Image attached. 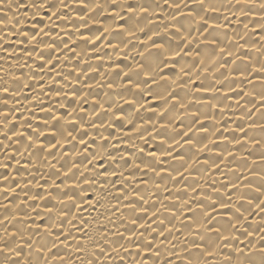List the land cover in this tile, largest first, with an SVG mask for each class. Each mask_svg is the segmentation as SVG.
Returning a JSON list of instances; mask_svg holds the SVG:
<instances>
[{
  "label": "bare ground",
  "instance_id": "obj_1",
  "mask_svg": "<svg viewBox=\"0 0 264 264\" xmlns=\"http://www.w3.org/2000/svg\"><path fill=\"white\" fill-rule=\"evenodd\" d=\"M172 2L173 0H169V3H163L162 0H128V6L133 10L147 8L149 13L155 14L148 17L153 20L150 27L152 31H159L161 34L153 36L150 44L177 43L174 35L170 37L164 33V28L168 27L170 31H174L173 21L167 13H178L176 23L184 25L188 29V35L194 38L191 44L183 39L179 44L185 50L196 47L198 51L203 49H207L208 52L214 51L215 56L205 54L196 60L199 76L181 74L176 62L163 68L161 75L168 77V81H176L175 84L169 85L173 95L169 97L167 105L157 95V92L161 91L160 84L164 82L158 81L153 84L151 79H148L146 88L136 90L127 86L137 82L138 79H143V76L136 71H130L128 75L122 71V69H131L133 64L141 60V57H134L132 53L145 47L140 42L149 34L147 31L138 33V39L133 40L125 50L127 54L117 50L112 60L108 59L113 49L105 45L118 42L121 35L119 29L127 26L128 14L122 13L124 18L116 20L115 30L108 35L107 40L101 37L100 40L89 42L86 58H81L76 42L64 33H71L73 24L80 26L79 33L75 35L83 43L97 31L100 26L88 19L87 5L79 3V0L75 2L68 0V7L60 9L55 15L53 10L48 8L36 14L31 0H16L13 6L7 9L0 5V64H10L14 69L18 61L21 65H27L26 68L22 66L16 69V76L12 82L20 83L23 80L20 72L28 70L37 77H43L47 73L50 78L30 80L31 83L36 84L35 89L22 85L23 91L15 98L20 101L23 96H27L28 99L24 100L23 104L10 103L12 97L9 93L0 92V97L5 98L0 100V108L19 109L14 115L4 112L8 117V127L14 128L15 132L0 135V163L5 165L0 167V185L7 184L10 179L14 189L12 192L6 190L0 192V205H9L7 209L0 207V219H3L4 225L23 224L33 233L58 232L61 233L60 240L67 238L68 246L58 243L60 256L49 260L48 264H79L76 258L83 256V252L74 249L71 245L79 246L87 243L84 234L88 232L89 227L99 229L96 233L98 238L107 235L110 241H120L115 250L108 245H105L108 248L107 252H101L100 248L90 249V254L100 252L99 257H93L96 264H113V257L116 258L115 264H126L125 257L129 262L135 261V264H140L141 261L143 264H153V261L166 264L167 260H172L173 264H190L196 253H200L202 258L210 261L211 264H216V259L227 264L222 256H215L214 245L213 251L203 248L193 249L190 246H187V252L175 249L173 250L175 255L169 252L163 259L160 258L159 250L171 249L172 244L177 243L178 239L196 240L204 244L208 238L218 235L208 232L207 229L220 228L245 209L247 214L242 217L244 222L242 231L264 223L262 220L264 195H261L256 187L258 183L264 184V181L250 175L253 169L264 170V160L260 159L264 155V148L259 145L253 146L245 139L246 134L261 131L249 127L253 121L264 122V100L250 94L254 92V86L264 88V79H262L264 71L255 63L258 60L260 64H264V55H261L264 51V28L249 26L251 29L249 34L237 41L229 30L228 21L220 16L218 26L209 30L219 34L222 40L209 43L204 41V36H197L198 32L207 35L204 30L209 26L202 22H192V16L199 17L203 14V6L194 0H175L179 7H169ZM115 8V4L111 5L110 13ZM101 19L104 23H111L113 15L106 14ZM231 19L233 23L230 27L234 28L237 26L235 18ZM57 34L61 40H67V44L62 43L59 49L37 43L38 40H57ZM95 48L103 50L95 51ZM30 49L34 51H29ZM40 53H51L48 63L44 62ZM69 57H72L71 64L79 62L80 69L87 70V76L81 75L80 70L73 71ZM176 59L179 60V57ZM145 62L152 64L156 60L149 56L145 58ZM53 64L56 65L55 68L52 67ZM38 65L42 68L38 69ZM89 65L96 66L97 71L92 72ZM203 65H208L212 70H206ZM61 67L85 82V86L82 88L80 83L64 80V83L70 84L74 91L62 89L68 94L63 100L64 107L55 112V117H68L71 109L81 105L85 94L89 92L91 95L87 97V102L82 104L78 114L87 119L85 115L87 112L92 110L98 112L94 117L96 126L92 128L82 127L79 120L67 122L69 128L76 130L77 139L72 140L71 144H57L56 129L51 128L41 119L45 115L52 116L51 111H37L33 116L30 107L35 102L34 93H44L45 109L49 102L60 101L59 95H49V91L62 88L60 81L63 77L56 75ZM244 68H247V74L244 73ZM92 77L95 79L93 80ZM204 77H207V80ZM9 78L11 79V76ZM97 82H101L104 86L87 87L88 83ZM108 83H123L126 87L114 91L106 87ZM102 97H106L112 104L121 97L131 100V103L121 102L110 128L99 127L101 123L105 125L108 123L110 115L101 110L96 103ZM178 100H184L186 108H180L177 104ZM109 103L105 104V108ZM53 106L55 107V104ZM166 106L169 112L173 110V106L176 111L185 112L181 120L176 123L180 133L184 131L183 124L196 119L201 113H208L210 118L201 117L192 131L183 135V140L172 154L180 157V160H172L171 156H165L164 159L170 163L159 165L157 172L145 168L134 169L133 154L145 162L153 161L165 147L160 144V139H170L175 135L170 129L159 128V124L166 122L169 114L165 113L161 116L160 110ZM149 117H153V122L157 123L158 131L153 130L152 123H144ZM129 119L132 120L131 124L128 122ZM26 121L46 129L41 135L40 142L32 144L29 136L31 129L24 127ZM55 123L54 118L53 124ZM80 136H83L82 141L79 140ZM190 138L192 144H185L184 141ZM234 140H239L240 143H233ZM20 141L31 144V151L20 147ZM193 145L197 146L193 147ZM17 148L20 149L19 152L15 151ZM61 152L66 155L61 157L60 164H57L56 158L49 156V153L59 155ZM109 152L112 156L119 153L123 157L121 162L127 161L128 166L121 170L119 164L108 155ZM34 153H40V159L44 164L37 162ZM149 153H155L156 156ZM5 156L7 160L2 159ZM65 160L70 164L83 161L87 167H70V170L65 171L61 167ZM213 161L215 166H210ZM110 165H115L116 170L111 171ZM177 168L184 172L182 177L168 175V171ZM132 170L137 171L139 175L137 177L129 175ZM46 172H55L56 178H50L44 174ZM73 172L76 173L77 179L82 181L81 183L68 181L67 178ZM96 173H100L98 180L83 179L85 176H95ZM150 178L151 184L148 183ZM175 179H180L183 183H172ZM250 180L253 183H249ZM61 183L63 187L57 188L56 186ZM164 183H167L168 189L166 192H161ZM129 184H132L137 191L141 189L149 191L150 195L151 190H154L160 195V200L153 198L150 203L144 202L142 208L137 207V204L141 203L140 198L136 191L128 188ZM56 191H72L76 194L73 199L61 202L67 215L60 213L57 217L56 209L52 208V204H56L57 201L52 198L51 193ZM35 193H39L40 198H34ZM4 196L8 199L4 200L2 198ZM24 201L27 203L25 204ZM129 201H137V204L128 207ZM46 202H49L48 207L44 206ZM13 203L24 207L27 215L12 211ZM131 211L135 212L136 217L142 218L139 223H130L128 216L121 215L123 212ZM117 216H120L124 224V227H119V231H117L119 226L116 222ZM57 219L60 223H56ZM114 224L117 226H113ZM125 227L131 228L132 231L125 232ZM260 232L264 233V228H260ZM145 236L147 239L144 238ZM51 238L55 239L54 236ZM219 239L226 242L223 235L219 236ZM132 240L136 241L135 245L128 243ZM180 247L186 245L181 244ZM56 250L52 249V252ZM251 264H260V261L254 257Z\"/></svg>",
  "mask_w": 264,
  "mask_h": 264
},
{
  "label": "clouds",
  "instance_id": "obj_2",
  "mask_svg": "<svg viewBox=\"0 0 264 264\" xmlns=\"http://www.w3.org/2000/svg\"><path fill=\"white\" fill-rule=\"evenodd\" d=\"M16 0H0V5L3 8L7 9L13 6ZM75 2V0H73ZM163 3H169V0H162ZM194 2L199 3L203 6V14L199 17L192 16L191 13H188L189 16H192V22H202L203 24L208 25L209 27L206 28L204 33H197V36H204V41L209 43L215 40H222V37L219 34H214L209 29L214 26H218L219 17L222 16L225 21H228L229 30L233 33L234 39L239 41L243 39L245 36L249 34L251 30L249 26L257 27L260 26L264 28V0H194ZM79 3L87 5L89 9L88 19L92 20L93 23L99 25L100 27L97 29L96 32L92 33L87 39L81 43L79 37L75 35L79 33L80 26L73 24L72 32H65L64 35L67 36L69 39L74 40L76 42V48L79 52L81 58H86L87 48L89 42H95L100 40L103 37L104 40H107L109 34H111L115 29L114 25L116 24L117 19H123L122 13L128 14V24L125 27L119 29L120 37L116 44L108 43L105 46L110 47L113 49V53L108 57L109 60H112V57L117 54V50L120 53H125V50L128 49L129 45L133 43V40L138 39V33L148 32L149 34L146 38L141 41L145 47L142 50L133 52L132 55L141 57V60L137 61L135 64L132 65V68L129 70H123L125 75H128L130 71H136L143 76V79H138L137 82L131 83L127 87L134 88L136 90H141L147 87L146 81L151 79L153 84L159 82H164L160 84L161 91L157 92L164 101L165 104H168L169 97L173 95L171 90L169 89L170 84H175L176 81H168V77L161 75V72L164 67H167L170 63L176 62L179 72L181 74L186 75H193L196 76L200 75L199 69H197L196 60L205 54H209L215 56V52H208L207 49L197 50L196 47H190L187 50L183 46L179 44L180 40H185L187 43L191 44L193 41V37L188 35V29L184 27V25H179L176 23L178 13H167V16L171 18L173 21L172 29L174 31H170L168 27L164 28V33L172 37L175 36L177 43L173 44H157V43H149L152 41L153 36H158L161 33L159 31H152L150 25L153 23V20L149 19V16H154V13H149L147 8H140L133 10L131 7L128 6V0H79ZM31 4L34 8L36 14H39L45 8L53 10V14L55 15L57 12L60 11L62 8L68 7V0H31ZM115 4L116 8L113 9L110 13L111 5ZM179 7L178 4L175 3V0L169 7ZM187 7V4H185ZM62 15H67V13H60ZM79 14V13H78ZM111 14L113 15V20L111 23H104L101 19L103 15ZM147 14V15H145ZM216 14H219L216 15ZM235 18L236 27H230L233 23L231 18ZM86 26V25H85ZM102 29V31H100ZM57 40H38V44H42L45 47L51 48L55 46V48L59 49L61 44H67V40H61L59 38V34H57ZM247 43V41L245 42ZM219 46V45H218ZM243 46V45H241ZM95 51H102V48H95ZM34 51V50H29ZM223 51V49H221ZM155 53V55H153ZM127 54V53H125ZM43 57L44 62L48 63L49 58L51 57V53L44 54L40 53ZM261 55H264V51L261 52ZM152 56L155 58L156 62L152 64H148L145 62V58ZM179 57V60L176 58ZM190 58V59H189ZM70 62V66L73 68V71L80 70L81 75L87 76V70H81L79 62L75 64H71L72 57L68 58ZM255 63L260 67L262 71H264V64H260L259 61H255ZM27 67V65H21L18 61L16 63L15 69L10 64H0V92H8L12 99L9 101L10 103H17L20 102L23 104L24 100H27V96H23L20 101L16 100V96L23 91L22 85H27L29 89H35L36 84L31 83L30 80L35 81L38 79H50L47 76V73L43 77H37L31 70L26 72H20V75L23 77V80L20 83H13L12 81L15 79L16 76V69L21 67ZM53 68L56 67L55 64L52 65ZM203 67L211 71L212 69L208 65H203ZM38 69H41L42 66L38 65ZM89 68L92 72H96V66L89 65ZM244 73L247 74V68L243 69ZM57 76L63 77L60 81L62 88L61 89H54L49 91V95H59L61 97L60 101L49 102L47 104V109L44 108V93H34L35 95V102L30 105L33 110V116L37 111H51L52 116L45 115L41 117V119L45 120L51 128L56 129L55 136L57 137L56 143H68L71 144L72 140L77 139L75 134L74 128L68 127L69 120H79L82 127L92 128L95 127L94 117L98 115L96 110H92L87 112L84 116H80L79 109L82 107L83 103L87 102V97L91 95V93H86L85 98L83 99L81 105L76 108H72L70 115L68 117H55V112L58 111L60 108L64 107L63 100L67 96V92H64L62 89L67 88L69 91H74L71 89L70 84H65L64 80H71L77 83H80L81 87L85 86V82H82L73 75L72 72L64 71L63 67H61L60 71L56 73ZM222 75V74H221ZM11 76V79L9 78ZM94 80L95 77H92ZM207 80V77H204ZM214 79H220V77H214ZM264 79V78H262ZM104 86L101 82H97L96 84L88 83V88H96ZM108 89L111 90H122L126 87L123 83H108L106 85ZM254 92L250 94H254L259 97L261 100H264V88H257L254 86ZM5 99L4 97H0V100ZM121 102L124 103H131L130 99H117L114 104L109 103L106 97H102L96 103L99 104V108L105 112L110 113L108 117V123L105 125L101 123L99 127L102 128H110L112 127V119L117 115L116 110H118L121 106ZM109 103V106L105 108V104ZM55 104V107L53 106ZM177 104H179L180 108H186V103L184 100H178ZM14 115L15 111H19V109L14 110L13 108H0V135H7L8 132H15L14 128H9V121L8 117L4 115V112ZM199 111V110H197ZM161 116L165 113H169L166 122L160 123L159 128L170 129L171 133L175 134L171 136L170 139H160V144L164 145V149L159 153V156L154 159L153 161L145 162L142 158L136 157L133 154L134 160L133 165L134 169L145 168L151 169L153 172H157L158 166L161 164L168 165L170 161L164 159L165 156H171L172 160H180L181 158L178 156L172 155L176 151V147L180 145L181 141L183 140V135L187 134V132L192 131L193 127L196 123H198L199 119L202 117L204 119H208V113H201L200 116H197L196 119L189 121L187 124H183L184 131L180 133L176 127V123L178 120H181V117L185 115L183 111H176L175 106H173V110L169 112V109L166 107L161 108L160 110ZM245 116L247 113L244 114ZM56 119V123L53 124V119ZM130 124L132 120L129 119L128 121ZM145 124L152 123V128L154 131H158L157 123L153 122V117H149L147 120L144 121ZM24 127L30 128L31 132H29V136L31 138L32 144L41 141V135L46 131L45 128H41L38 124H33L30 121H26ZM249 127L259 129L261 131H257L252 134H246L245 139L247 143H250L253 146L259 145L261 148H264V122L260 120H255L252 122ZM139 131V128L137 129ZM144 135V133H141ZM209 135H214V133H209ZM80 141L83 140V136H80ZM49 143L51 141H48ZM20 147H23L26 151H31V144H25L22 141L19 142ZM185 144H192L191 138L187 141H184ZM233 143H240L239 140H234ZM11 145H9L10 147ZM197 145H193L196 147ZM15 151L19 152L20 149L17 148ZM152 156H156L155 153H149ZM34 158L37 160L38 163L44 164V161L40 159V153H34ZM66 154L61 152L59 155L56 153H49V156H53L56 158V163L60 164L61 157L65 156ZM109 156H112V153H108ZM131 158V157H130ZM2 159L7 160V157H3ZM113 161L119 164L120 169H125L127 165V161H123V157L117 153L115 156H112ZM261 160H264V155L260 157ZM187 163V161H185ZM3 163H0V167H4ZM210 166H215V161L212 162ZM65 169V171L70 170L71 168L75 167H87L84 165L83 161H77L73 163H69L68 160H65L64 163L61 165ZM94 168V166H93ZM109 168L111 171H115V165H110ZM167 171V169H165ZM187 169H185L186 171ZM45 175H48L50 178L55 179L56 173L55 172H46ZM147 173H145L146 175ZM129 175L132 177H137L139 173L135 170L129 172ZM169 176L175 177H182L184 172L180 171V169H174L172 171H168ZM250 175L258 177L260 181H264V170H257L253 169L250 172ZM100 173H96L95 176L89 177L85 176L83 179L85 180H98ZM68 181H75L77 184L81 183V180L77 179L76 173L73 172L71 176H69ZM149 184L152 183L151 178L148 181ZM172 183H183L180 179H175ZM249 183H253L251 180ZM57 188L63 187V183L56 186ZM159 187V184L157 185ZM257 191L264 195V184L258 183L256 185ZM128 188L132 191H136L137 195L140 198L141 203L137 204V201H129L128 207L132 204H137V207H143L144 202H151L153 198L160 200V195L157 194L154 190L152 194H149V191L141 189L137 191L132 184L128 185ZM168 189L167 183L163 184V187L160 189L161 192H166ZM12 192L14 189L11 186V180L9 179L8 183L5 185H0V192L2 191ZM127 195V192H125ZM34 198H40L39 193L33 194ZM51 196L54 200L57 201L56 204H52V208L56 209V216L58 217L60 213L67 212L65 207L61 203L66 199H73L76 194L72 191H56L51 193ZM4 200L8 198L6 196L2 197ZM119 199V198H116ZM26 204L27 201H24ZM48 203H45V207H48ZM7 209L9 207L8 204L0 205ZM154 207V205H152ZM12 211L17 212V214H24L27 215V211L24 207H19L13 203ZM247 214V210L240 211L239 215H234L233 219L226 222L220 228L212 227L207 229L208 232L211 233H218L215 237L208 238L204 244L198 243L196 240H185L180 241L178 239L177 243L172 244L171 249H160L159 255L160 258L163 259L169 252L175 255L173 250L180 249V251L187 252L188 247L190 246L193 249L195 248H203L208 251H213V245L215 246V256L219 257L222 256L223 260L227 262V264H251L252 258H257L260 261V264H264V233L260 232V228H264V223H261L255 228H252L247 231H242L243 228V220ZM122 216H128L130 223H139L142 218H138L135 216V212H123L121 213ZM264 220V218H262ZM116 222L118 223L117 231H119V227H124L123 221H121L120 216L116 217ZM56 223H60L59 219L56 220ZM112 223V222H110ZM113 226H117L114 224ZM105 231H107V225L104 226ZM99 229H93L89 227L88 232L84 235L87 238V243L82 245H75L72 244L71 247L77 249L78 251L83 252V256H79L76 259L79 261V264H96V261L93 257H99L100 252H93L90 254V249L100 248L101 252H107L108 248L105 245L110 246L113 250L116 249V246L120 244V241H110L107 235H103L102 237H97L96 233ZM125 232H131V228H124ZM155 231V229H153ZM223 235L225 237L226 242L219 239V236ZM55 237L52 239L51 237ZM61 233L58 232H48L45 234L40 233H33L31 232L25 225L23 224H16L10 223L9 225L3 224V219H0V264H48L49 260L53 258H59L60 256V249L57 248L58 243H63L67 245V238L64 240H60ZM252 237V238H249ZM147 239V236L144 237ZM167 239V237H165ZM132 245L136 244L135 240L128 242ZM186 245V247L181 248L180 245ZM124 245H121L123 247ZM143 247V244H141ZM52 249H57L55 252H52ZM43 253V255H42ZM192 255V254H190ZM106 259V257H105ZM115 257H113V264H115ZM126 264H135V261L129 262L127 257L124 258ZM143 264V261L140 262ZM153 264H158L157 261H153ZM166 264H173L172 260H167ZM190 264H211L210 261L205 260L202 258L200 253L195 254V258L190 260ZM216 264H223V262L219 259H216Z\"/></svg>",
  "mask_w": 264,
  "mask_h": 264
}]
</instances>
